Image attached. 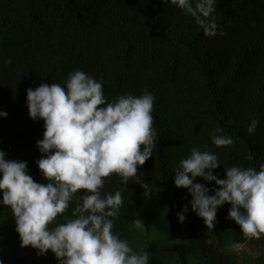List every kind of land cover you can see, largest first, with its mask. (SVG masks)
Here are the masks:
<instances>
[{
    "label": "trees",
    "instance_id": "obj_1",
    "mask_svg": "<svg viewBox=\"0 0 264 264\" xmlns=\"http://www.w3.org/2000/svg\"><path fill=\"white\" fill-rule=\"evenodd\" d=\"M197 3L191 0L193 11L187 12L170 0H0V111L8 113L0 117V149L8 160L26 161L37 183H47L36 164L44 121L30 118L27 89L65 86L76 70L102 82L109 102L147 89L155 97L156 136L138 175L151 191L132 180L124 187L116 174L105 178L101 195L120 190L123 199L113 232L133 248L134 221L154 222L166 240L149 241L137 252L149 253V264H264L263 256L242 261L231 248L249 239L226 218L230 204L218 209L214 229L199 216L178 220L184 205L192 211V197L175 186L174 169L192 148L217 154L218 177L225 167L259 171L264 164V0H216L209 17ZM213 22L217 34L206 36L204 25ZM253 119L259 124L249 135ZM213 134L234 143L217 147ZM81 191L57 224L72 218ZM47 253L21 247L11 208L0 205L3 264H39Z\"/></svg>",
    "mask_w": 264,
    "mask_h": 264
},
{
    "label": "clouds",
    "instance_id": "obj_2",
    "mask_svg": "<svg viewBox=\"0 0 264 264\" xmlns=\"http://www.w3.org/2000/svg\"><path fill=\"white\" fill-rule=\"evenodd\" d=\"M170 3L193 11L191 0ZM215 4L216 0H198L196 8L209 17ZM204 27L206 36L217 34L214 22ZM26 101L30 118L44 121L43 139L37 141L42 158L36 164L48 182L37 183L28 174L26 161L8 160L0 149V205L11 208L21 247L31 246L37 255L51 250L59 264H149V253L134 252L127 240L113 232L123 204L121 191L102 196L101 190L105 178L116 174L124 187L132 180L151 191L146 182L141 183L138 166L152 157L155 144L154 95L144 89L139 96L125 93L109 102L102 82L76 70L69 74L65 86L43 83L27 89ZM7 116L6 111H0V117ZM258 124V120L251 121L249 135ZM212 142L225 147L234 140L213 134ZM220 165L217 154L194 147L174 169V184L188 190L191 210L207 229H214L218 209L230 204L226 218L240 227L246 239H259L264 235V164L259 171L225 167L223 179L213 173ZM198 177L214 181L218 187L196 183ZM81 190L72 218L65 217L64 223L50 229ZM188 211L186 204L177 213L180 223L185 222ZM134 224L145 229L140 219ZM243 247L240 242L231 245L236 251Z\"/></svg>",
    "mask_w": 264,
    "mask_h": 264
},
{
    "label": "rangeland",
    "instance_id": "obj_3",
    "mask_svg": "<svg viewBox=\"0 0 264 264\" xmlns=\"http://www.w3.org/2000/svg\"><path fill=\"white\" fill-rule=\"evenodd\" d=\"M225 174H222L219 176V178L223 179ZM196 183H199V179L195 181ZM214 194V193H209ZM194 216H197L196 213L193 211H188L186 214V218H192ZM144 223L145 229H137L134 224V230H135V236H134V245H133V251L134 252H143L149 241H165L166 240V234L160 230L154 222L152 221H141ZM55 226L57 223H54ZM186 238H182L177 242H174L173 244H177L179 242L185 241ZM236 251V250H235ZM241 258L242 261H248L258 258L259 256L264 257V235H262L259 239L256 238H250L247 243L244 244V247L240 249L239 251H236ZM40 262L39 264H57L59 260L56 257V261L54 262V259L51 254L47 253L45 255V258L42 259L41 257L37 258Z\"/></svg>",
    "mask_w": 264,
    "mask_h": 264
}]
</instances>
